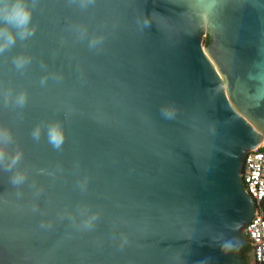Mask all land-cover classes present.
<instances>
[{
  "label": "water",
  "instance_id": "obj_1",
  "mask_svg": "<svg viewBox=\"0 0 264 264\" xmlns=\"http://www.w3.org/2000/svg\"><path fill=\"white\" fill-rule=\"evenodd\" d=\"M27 3L32 35L0 52L21 153L0 165V264H241L248 244L256 261L242 174L264 134V0Z\"/></svg>",
  "mask_w": 264,
  "mask_h": 264
},
{
  "label": "clouds",
  "instance_id": "obj_2",
  "mask_svg": "<svg viewBox=\"0 0 264 264\" xmlns=\"http://www.w3.org/2000/svg\"><path fill=\"white\" fill-rule=\"evenodd\" d=\"M32 9L27 0H0V52L14 46L18 38L23 39L32 35L31 30ZM24 98H20L22 104ZM35 138H39L40 130L37 128L33 133ZM12 140L11 133L6 129H0V165L5 166V170L12 171L21 159V153L9 156L6 145ZM49 141L54 147L59 148L64 142V135L59 126H52L49 129ZM24 176L14 173L13 184H20ZM222 254L227 255L235 250V246L230 240H223L219 244Z\"/></svg>",
  "mask_w": 264,
  "mask_h": 264
},
{
  "label": "built area",
  "instance_id": "obj_3",
  "mask_svg": "<svg viewBox=\"0 0 264 264\" xmlns=\"http://www.w3.org/2000/svg\"><path fill=\"white\" fill-rule=\"evenodd\" d=\"M242 182L257 207L255 218L244 232L255 248L257 264H264V134L262 143L245 154Z\"/></svg>",
  "mask_w": 264,
  "mask_h": 264
},
{
  "label": "flooded vegetation",
  "instance_id": "obj_4",
  "mask_svg": "<svg viewBox=\"0 0 264 264\" xmlns=\"http://www.w3.org/2000/svg\"><path fill=\"white\" fill-rule=\"evenodd\" d=\"M249 245L250 244L246 245V247L239 252L241 264H257L254 259L253 247L249 248Z\"/></svg>",
  "mask_w": 264,
  "mask_h": 264
},
{
  "label": "trees",
  "instance_id": "obj_5",
  "mask_svg": "<svg viewBox=\"0 0 264 264\" xmlns=\"http://www.w3.org/2000/svg\"><path fill=\"white\" fill-rule=\"evenodd\" d=\"M209 43H210V38H209V36L207 35V36L205 37V39H204V45H208ZM248 247L250 248V247H252V245L250 244Z\"/></svg>",
  "mask_w": 264,
  "mask_h": 264
}]
</instances>
